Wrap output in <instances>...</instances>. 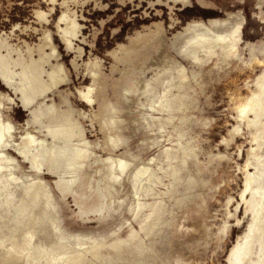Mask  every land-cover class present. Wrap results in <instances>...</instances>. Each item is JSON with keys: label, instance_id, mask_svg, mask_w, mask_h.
<instances>
[{"label": "rangeland", "instance_id": "1", "mask_svg": "<svg viewBox=\"0 0 264 264\" xmlns=\"http://www.w3.org/2000/svg\"><path fill=\"white\" fill-rule=\"evenodd\" d=\"M1 65L0 264H227L264 191V0H0Z\"/></svg>", "mask_w": 264, "mask_h": 264}, {"label": "bare ground", "instance_id": "2", "mask_svg": "<svg viewBox=\"0 0 264 264\" xmlns=\"http://www.w3.org/2000/svg\"><path fill=\"white\" fill-rule=\"evenodd\" d=\"M219 38L225 40V41H229L230 37L229 36H218ZM233 39V38H231ZM220 40V39H219ZM223 43V42H222ZM225 45V43H224ZM232 48H235L234 46H232ZM223 49V48H222ZM224 50V49H223ZM231 50V49H230ZM235 50V49H233ZM233 52V51H232ZM258 87L260 89V92L262 91L264 93V75L261 76L258 80ZM256 94V93H255ZM253 96V95H252ZM257 97V96H256ZM260 100V99H259ZM248 101V100H247ZM263 102V101H262ZM258 104V102H257ZM257 104H253L252 101H249L248 103L239 106V113L240 115L243 117L245 116L248 112H252V113H256V111L259 109V105ZM262 103H260L261 105ZM259 112V111H258ZM254 116V115H253ZM252 118V117H251ZM242 119V118H241ZM249 122V121H248ZM251 122V121H250ZM252 123V122H251ZM247 124V121H246ZM256 126V125H255ZM10 130V129H9ZM8 131V126L7 124L4 125L2 123H0V142L4 136V134ZM259 135L255 134L252 138V142H254V144L256 145V147H263L264 148V140H259L258 139ZM4 139V138H3ZM251 142V143H252ZM255 146L254 147H250L251 151L250 153L253 154L254 156V152L257 149ZM260 149V148H259ZM264 152V151H263ZM249 153V154H250ZM250 154V155H251ZM256 154H258L256 152ZM249 155V156H250ZM45 157V156H44ZM71 157V156H70ZM72 157H76L73 156ZM71 157V159H72ZM84 157V156H82ZM252 157V155H251ZM260 157V156H259ZM258 157V158H259ZM41 158V157H40ZM65 158V157H64ZM77 158V157H76ZM69 159V160H71ZM112 159V158H111ZM63 160V156H57L56 157V161L53 162V167L51 168L52 172L55 173H59L61 172L62 168L60 167L61 165V161ZM68 160V159H67ZM74 160V159H73ZM257 160V159H256ZM41 161V160H40ZM258 161V160H257ZM246 162V161H245ZM48 164V162H45ZM117 163V162H116ZM259 163L264 164V158H260ZM49 165V164H48ZM59 165V166H58ZM120 165V164H119ZM66 166V165H65ZM51 167V166H50ZM72 168V167H71ZM145 170V169H144ZM70 172V171H69ZM71 173V172H70ZM246 173V172H245ZM258 173V172H257ZM61 177V176H60ZM252 175L250 176L249 174L246 175V184H245V190L244 193L242 194V199L245 198V193H247L249 191L250 194V198H251V194H253L254 196H256L255 198V202H256V206H254L253 201H250L251 199H249L248 201H246L245 203V214L249 215L250 219H249V223L247 225V232H243L242 234H240L238 236V238H236L235 240V245L232 247L231 251L228 254L227 257V264H247L252 256V253L254 251V248L256 246H259L261 249L264 246V191L262 192V194L260 193L261 191L259 190H252L251 186L253 184V180ZM261 180V179H260ZM65 180L61 178V180L57 183V186L59 187V189L62 192H72V190L74 189V187L72 186V181L67 182L66 184H63ZM259 181V180H258ZM262 181V180H261ZM44 188V187H43ZM45 190V189H44ZM82 192V191H81ZM84 193V192H83ZM86 193V192H85ZM44 194V193H43ZM46 194V192H45ZM81 194V193H80ZM260 194V196L258 195ZM48 195V194H47ZM79 195V194H78ZM77 195V196H78ZM30 196V195H29ZM76 196V194H75ZM76 196V197H77ZM82 198L85 197V195L81 194ZM258 196V197H257ZM41 197V196H40ZM79 197V196H78ZM77 197V198H78ZM41 199V198H39ZM47 199V198H46ZM80 199V198H78ZM50 200V199H49ZM41 201V200H40ZM31 202V200H30ZM262 202V203H261ZM29 203V202H28ZM34 203H37V201H35ZM47 201L46 204L47 205ZM27 207V206H26ZM254 210V213L252 212ZM32 210V209H31ZM19 221H22L23 226H27L29 224H26V222H31L32 216L29 214L26 215H22L19 216ZM17 222V223H18ZM33 253V257L35 260H37V262H39V260L43 259V263L41 264H49L52 260V258L54 256H56V252L50 251V252H44V253H39L36 251H32ZM40 263V262H39Z\"/></svg>", "mask_w": 264, "mask_h": 264}, {"label": "flooded vegetation", "instance_id": "3", "mask_svg": "<svg viewBox=\"0 0 264 264\" xmlns=\"http://www.w3.org/2000/svg\"><path fill=\"white\" fill-rule=\"evenodd\" d=\"M211 24H217V22L213 21V22H211ZM0 75L8 83H9L10 80H12V77H10L8 75L6 69H5V67L3 65L0 66ZM245 184H246V177H245L244 184H243V190H242V192L240 194V200H241L242 194L244 193V190H245ZM251 189L252 190H259L258 188L254 187L253 184L251 186ZM260 193L262 194V191ZM248 195H249V191L247 193H245V198L243 199V201H241L242 204H244V210H245V203H246L245 200H247ZM258 195L260 196V194H258ZM248 218L250 219L249 215H248ZM248 223H249V220L247 221V224H246L245 228L243 229V231L240 234H242L243 232H247ZM238 236H237V238H238ZM234 245H235V242H234L233 246ZM232 247H231V249H232ZM231 249H230V251H231ZM247 264H264V246H263L262 249L259 246H256L254 248L252 256H251V258H250V260H249V262Z\"/></svg>", "mask_w": 264, "mask_h": 264}]
</instances>
